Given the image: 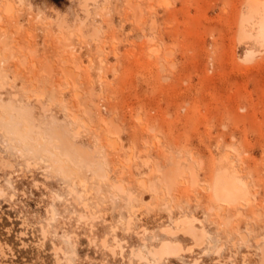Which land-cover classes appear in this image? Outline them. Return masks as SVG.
<instances>
[{
  "label": "rangeland",
  "instance_id": "1",
  "mask_svg": "<svg viewBox=\"0 0 264 264\" xmlns=\"http://www.w3.org/2000/svg\"><path fill=\"white\" fill-rule=\"evenodd\" d=\"M9 1L0 264H149L131 252L151 260L164 241L185 251L160 264H262L264 0H95L87 19L82 0ZM56 130L105 175L62 155ZM172 156L182 174L169 191L158 168ZM222 168L247 185L242 207L215 201ZM183 215L208 233L200 246L165 232Z\"/></svg>",
  "mask_w": 264,
  "mask_h": 264
},
{
  "label": "bare ground",
  "instance_id": "2",
  "mask_svg": "<svg viewBox=\"0 0 264 264\" xmlns=\"http://www.w3.org/2000/svg\"><path fill=\"white\" fill-rule=\"evenodd\" d=\"M89 1H92L94 3L95 0H82V4H81V7L85 13L86 19L89 15V12H88V6H89L88 2ZM9 2H10L9 0H5V8H4L5 10L4 11L6 14L7 13L9 14L11 12L10 10H12L11 9L12 7L10 8V6H13V4L11 3L12 5H10ZM58 26L60 27L62 25L59 24ZM253 26H250L248 29H246L247 25L242 24V26H241L242 32L246 35H249V32L251 31V29H254ZM257 32H258L259 36L264 37V25L262 24V22L259 23ZM66 76H68V75H66ZM33 128H34V126H33ZM36 129L38 132L39 128L36 127ZM74 135H75V133H73L71 137H63L61 132L57 131V130L53 131V133H52V137H55L58 140L57 146H59V150H60L62 155L67 156L68 158L72 159L73 163H75V165H77V166H79L80 164H86L88 166V163L95 164L98 168V170L95 173L98 176H104L105 172L102 169L100 161L98 159H95V160L92 159V160H89L88 163H86V160L89 158L87 155V152L74 143V141H75L74 137H73ZM50 140H51L50 137L44 138V136H40L39 144H41L43 141L50 142ZM37 148H38V146H37ZM224 156H225V154H224ZM226 157H227V155H226ZM60 169L64 170V171L66 170V168L64 166H60ZM70 169H71V167H70ZM192 169L193 168H191V172H189V175H190L191 183H192V185H194L196 177H194V174H193L194 171ZM158 170L160 173L159 181L161 183H164L167 186V189L169 191H171V188L175 185V182L178 181L177 176L182 174V171L179 170L178 160H176L172 156L169 160V163L166 164L164 167H159ZM231 170L232 169H230V171ZM211 190H212V195H213L215 201L218 203L219 207L222 209H225V207L227 205H235V204L242 207L244 205L243 202H246V201L249 202L250 201V196L248 194L247 185L245 184V182L242 179H240L237 176L235 171H233L232 173H228V171L226 169H223V168L220 169L217 172V174L213 180ZM70 192L73 193V190H70ZM237 213L238 214H236V215H240L239 211ZM195 222L199 223V221L193 217H190L187 215L179 216V217L174 219L173 228H170V227L167 228L166 227L167 229L165 230V232H167L168 234H174V233L176 234L177 232H180L183 235L190 237L196 243V245L194 244L195 246H198L197 245L198 243L200 246V243L201 244L204 243V241L207 239L208 233L205 231V229H197L194 225ZM129 223H130V220H128V224ZM199 225H201V224L199 223ZM112 232H113V230H112ZM65 238L68 239V237H65ZM242 239L245 240V237L243 238V236H242ZM115 246H116V244H115ZM107 247H108V245H107ZM118 248H120V247H118ZM186 249H189V248H186ZM108 251H110L112 254H114V248H109ZM119 251L121 252V248ZM183 251H185V250H183L178 244H175L172 241L171 242L170 241H164V242H161L160 244H158L157 247H155L153 249L151 248L148 251V255L151 256V260H148L145 257V255H143L142 252H140L138 250L135 253L131 252V254L133 256H135L139 261H147L146 263H149V264H160V262L163 261L165 258L177 257ZM190 251H192V250H190ZM219 251H220V247L218 245L215 249V252H213V253L218 254ZM187 252L189 253V250ZM260 257H261V263L264 264V242H263L262 249L260 251ZM58 260L59 259H56V262ZM192 264H198V260L194 259Z\"/></svg>",
  "mask_w": 264,
  "mask_h": 264
}]
</instances>
